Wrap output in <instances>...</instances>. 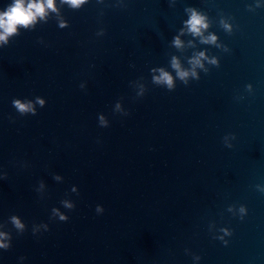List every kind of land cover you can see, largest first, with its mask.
Listing matches in <instances>:
<instances>
[{"label": "water", "instance_id": "obj_1", "mask_svg": "<svg viewBox=\"0 0 264 264\" xmlns=\"http://www.w3.org/2000/svg\"><path fill=\"white\" fill-rule=\"evenodd\" d=\"M33 2L0 41V152L123 180L264 250V0Z\"/></svg>", "mask_w": 264, "mask_h": 264}, {"label": "clouds", "instance_id": "obj_2", "mask_svg": "<svg viewBox=\"0 0 264 264\" xmlns=\"http://www.w3.org/2000/svg\"><path fill=\"white\" fill-rule=\"evenodd\" d=\"M67 3H69L71 6L78 8L82 3H84V0H66ZM47 7L53 8V0H47ZM55 10V9H54ZM45 12V5L43 3H29L27 8L24 6V0H14V2L7 7V9L4 12H0V29H3V32L0 33V41L7 42L8 36L14 34L16 32L17 25H23L27 27L30 23L33 22L36 15H43ZM190 25V31L193 34H200V29L202 27H207L206 24H204L203 19L199 14H197L195 11L192 12V15L187 22ZM216 39L215 36H211L208 38V41L214 42ZM206 41V42H208ZM177 46L180 45L179 39L175 41ZM203 53H201V56ZM195 65L200 64V60L196 59L193 61ZM174 67L179 68V65L174 62ZM179 76L183 79L189 75L186 71H179ZM193 76H195V72L192 73ZM157 80H163L165 83L168 84V86L172 87V78L168 73L162 72L161 76L157 78ZM16 107L21 111H27L30 109V105H25L20 103L19 101L14 102ZM42 103V102H41ZM243 211V210H242ZM17 227H23L20 225L18 220H15ZM64 219V217H62ZM0 247H7L6 245H0Z\"/></svg>", "mask_w": 264, "mask_h": 264}]
</instances>
